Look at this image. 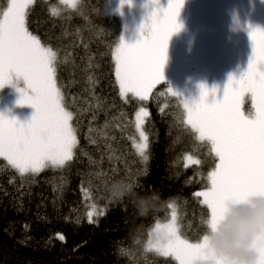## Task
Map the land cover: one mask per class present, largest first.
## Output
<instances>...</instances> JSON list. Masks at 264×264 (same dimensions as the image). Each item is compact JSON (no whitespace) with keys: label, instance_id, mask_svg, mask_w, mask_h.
<instances>
[{"label":"trees","instance_id":"trees-1","mask_svg":"<svg viewBox=\"0 0 264 264\" xmlns=\"http://www.w3.org/2000/svg\"><path fill=\"white\" fill-rule=\"evenodd\" d=\"M107 2L78 0L70 8L34 0L29 7L28 30L57 52L56 80L78 143L71 161L38 173L21 175L0 158V264H178L145 247L150 228L169 219L170 202L181 236L196 242L206 231L209 210L194 193L208 187L217 159L185 123L182 97L174 91L214 79L204 73L232 49L235 34L222 31L206 43L180 81L157 84L146 100L131 93L122 99L113 58L121 22L107 12ZM140 108L148 111L141 126L147 161L133 140ZM186 154L200 164L185 167ZM114 182L134 185L141 195L158 191L155 210L137 216L129 197L113 195ZM101 209L89 223L88 213Z\"/></svg>","mask_w":264,"mask_h":264},{"label":"snow or ice","instance_id":"snow-or-ice-1","mask_svg":"<svg viewBox=\"0 0 264 264\" xmlns=\"http://www.w3.org/2000/svg\"><path fill=\"white\" fill-rule=\"evenodd\" d=\"M185 0H167L166 6L160 0H149L152 10L147 20H151V38L145 39L143 28L139 26V38L135 43L119 38L113 58L115 76L123 99L131 93L146 100L153 88L164 81L163 67L167 59L170 37L181 28L178 16ZM34 0H6L0 7V88L21 78L27 86L17 88L20 97L17 104L31 105L35 111L31 118L21 122L0 113V157L23 175L38 173L52 166L63 167L73 159V149L78 141L73 127V112L63 104V95L56 80L57 52L42 44L27 27L26 18ZM70 8H76L78 0H61ZM121 5L132 0H120ZM56 15L57 10L52 9ZM251 41V55L247 68L237 77L229 75L223 88L222 98L208 101L209 92L216 95L214 86L209 90L200 85V99L190 103L185 100L188 111L186 123L197 134L196 140L208 141L211 152L217 159L215 167L208 172L209 187L197 191L194 196L203 198L207 205L208 218L204 223H212L224 210L227 202H239L250 196L264 195V27L248 26ZM170 91L173 89L170 88ZM245 91L251 92L256 108L254 116L244 115L237 103ZM175 95H180L174 91ZM148 111L141 108L137 113V128ZM140 143L134 144L139 155L148 160V136L140 131ZM185 167L200 164V160L185 155ZM171 219L166 223L157 222L149 233L146 248L164 257L173 256L178 264H193L197 258H206L203 236L193 243L178 234L177 206L170 202ZM88 213L89 223L94 215ZM154 232H163L167 240L161 243L153 240ZM58 238L64 237L58 234ZM255 246L260 252L258 264H264V237H258ZM217 264H233L221 258Z\"/></svg>","mask_w":264,"mask_h":264},{"label":"rangeland","instance_id":"rangeland-1","mask_svg":"<svg viewBox=\"0 0 264 264\" xmlns=\"http://www.w3.org/2000/svg\"><path fill=\"white\" fill-rule=\"evenodd\" d=\"M59 1L61 2V0ZM160 3L166 6L167 0H160ZM106 10L108 13L116 15L119 18L121 22L120 37L123 36L125 42L135 43L140 36L138 31L139 26L143 22H145L143 36L145 39L151 38V20H147L152 10V5L149 3V0H132L131 4L124 5H121L120 0H108ZM261 13H264V0H185L178 16V23L181 24V28L170 37L168 42L167 59L163 67L164 81L171 83L180 81L191 68L198 51L206 43L216 37L225 28L242 22L244 18L258 19ZM246 68L247 64L242 66V63L235 61L234 67L231 68L228 75L219 78L213 77L214 79L209 77L202 80L198 79L199 81L197 80L190 87L177 90L182 97L185 123L188 117V111L184 107V102L185 100H188L190 103L199 101L201 84H204L209 90L214 86L216 87L217 92L215 96L211 94V91L209 92L208 101L211 102L213 99L222 98L223 88L230 74L238 77ZM18 87L30 91L27 89L22 78L19 81L14 80L12 83L0 88V113L7 115L9 118H16L24 122L31 118L35 109L31 105L17 104V100L20 97V93L17 91ZM245 102H247L246 105ZM237 103L240 111L244 115L249 117L255 115L256 108L253 104L251 92H243L238 97ZM140 109L137 110L136 116ZM136 116L135 124L137 128ZM144 118H142L143 121ZM187 125L191 128L189 124ZM140 131H143L142 128H137L136 135L133 138L134 144L141 142ZM0 158L6 160L4 157ZM207 188L199 191L206 190ZM200 199L202 200L203 198L201 197ZM171 213L168 220L171 219ZM168 220L160 223H166ZM155 224L148 232L145 247L149 240V233L155 227ZM181 238L186 239L183 236Z\"/></svg>","mask_w":264,"mask_h":264},{"label":"clouds","instance_id":"clouds-1","mask_svg":"<svg viewBox=\"0 0 264 264\" xmlns=\"http://www.w3.org/2000/svg\"><path fill=\"white\" fill-rule=\"evenodd\" d=\"M112 193L117 199L130 198L137 216L153 212L160 200L159 192L151 190L141 195L134 185L114 182ZM201 243L206 258H197L193 264H217L224 258L233 264H258L260 252L255 246L258 237H264V195L250 196L240 202H227L223 212L210 224L202 235ZM153 240L166 242L163 232H154ZM147 251H154L149 250Z\"/></svg>","mask_w":264,"mask_h":264},{"label":"flooded vegetation","instance_id":"flooded-vegetation-1","mask_svg":"<svg viewBox=\"0 0 264 264\" xmlns=\"http://www.w3.org/2000/svg\"><path fill=\"white\" fill-rule=\"evenodd\" d=\"M260 26L264 27V13L259 14V18L247 19L244 18L242 22L236 25L225 28L223 31H232L235 34L233 43L230 48H232L226 55L219 58L218 63L207 67L206 74L212 77H222L230 73L231 68L234 67V62L244 64L248 63V58L251 55V41L248 36V26ZM223 33V32H222ZM201 70V69H200Z\"/></svg>","mask_w":264,"mask_h":264},{"label":"bare ground","instance_id":"bare-ground-1","mask_svg":"<svg viewBox=\"0 0 264 264\" xmlns=\"http://www.w3.org/2000/svg\"><path fill=\"white\" fill-rule=\"evenodd\" d=\"M221 5V4H220Z\"/></svg>","mask_w":264,"mask_h":264}]
</instances>
